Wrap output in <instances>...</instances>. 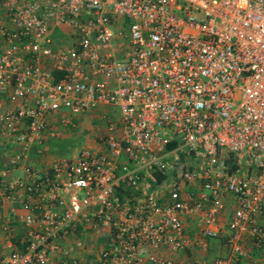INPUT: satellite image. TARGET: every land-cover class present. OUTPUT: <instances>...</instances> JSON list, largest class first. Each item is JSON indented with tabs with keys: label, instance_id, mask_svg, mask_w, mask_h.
I'll return each mask as SVG.
<instances>
[{
	"label": "built area",
	"instance_id": "built-area-1",
	"mask_svg": "<svg viewBox=\"0 0 264 264\" xmlns=\"http://www.w3.org/2000/svg\"><path fill=\"white\" fill-rule=\"evenodd\" d=\"M98 109L101 148L32 167ZM0 142V264H264V0H0Z\"/></svg>",
	"mask_w": 264,
	"mask_h": 264
},
{
	"label": "rangeland",
	"instance_id": "rangeland-1",
	"mask_svg": "<svg viewBox=\"0 0 264 264\" xmlns=\"http://www.w3.org/2000/svg\"><path fill=\"white\" fill-rule=\"evenodd\" d=\"M50 37L54 42V45H64L69 43V37H67L61 30L54 29L50 33ZM86 114L89 113H79L74 117V124L72 126H61V129L57 135H54L47 143L45 152L51 158H61L70 157L75 154L76 151L84 145H89L91 143L89 138V130L102 129L103 119L93 118L88 119ZM88 126H90L88 128ZM88 130V131H87ZM94 131H92L93 133ZM50 158V159H51ZM230 209V205L227 204L225 212L227 213ZM188 223V235L191 234L193 230L194 221L192 219H186ZM228 253V246L225 244L221 236L216 238H211L208 241V247L204 251H198L196 254L202 258L210 259L212 256L216 255H226ZM188 254V253H187ZM176 259L180 258V253H175Z\"/></svg>",
	"mask_w": 264,
	"mask_h": 264
},
{
	"label": "crops",
	"instance_id": "crops-1",
	"mask_svg": "<svg viewBox=\"0 0 264 264\" xmlns=\"http://www.w3.org/2000/svg\"><path fill=\"white\" fill-rule=\"evenodd\" d=\"M1 102H2V104L4 102H6V98L3 97L2 100H1ZM87 113H89V114H86V116H88L87 117L88 119H93L94 117L95 118H101V116H100V110L99 109L98 110H95V111L93 110V111H90V112H87ZM56 115L57 114H51V115H49L51 121H53L52 122V125L50 127H51V130L56 131V134L55 135H57L60 131H62L61 129L59 130V127H61V126H65V127L66 126H69L67 124L62 125V124L56 123V121H55V118H56L55 116ZM89 127L90 126H88V128ZM102 129H103V125H102ZM100 130H101V127H100L99 130H96V127L93 130H91V129L89 130V135L90 136H89L88 140H90L91 143L89 145H87V146H90V147L95 148V149L101 148V145L97 144L96 141H95V135ZM92 131H94V132L92 133ZM43 134H44L43 140L45 141V144L47 146L48 141L54 135L53 136L52 135H49L46 130L44 131ZM37 146L38 145L32 147L33 149L31 151V154H30V157H29L28 160H29V162H30V164L32 165L33 168H35V169H37L39 171H43V170L47 169L50 161L53 158L49 157L45 151H38V147ZM6 147H7L6 144H3L2 142H0V159L2 157V152L4 151V149ZM1 165H2V163H1ZM9 173L12 176L13 175H21L22 174V171H21L20 168H13V169H11L9 171ZM226 207L219 214V219L221 220V222L222 221L224 222L227 219V217L229 216L230 212H231V207H230L229 211L226 213L225 212ZM258 221H259L260 225L264 228V212L259 215ZM184 226H185V233L188 234V231H189L188 228H187L188 227V223H186V221L184 222ZM209 239H211V238H209ZM209 239L207 240V246H206V248L205 249H200L198 251H204V250L207 249ZM221 239L224 240V238L222 236H221ZM239 244H240L242 250L245 252V255L244 256H239L236 259L235 264H262L263 257L261 255L260 251L253 245L252 241L248 237H242L239 240ZM86 252L87 251L85 249H77V253L80 256H82V257L88 256ZM228 252H229V248H228ZM214 256H212V257H214ZM218 256H222V255H218ZM198 258H202V257H200L199 254H198ZM203 259L207 260V258H203Z\"/></svg>",
	"mask_w": 264,
	"mask_h": 264
},
{
	"label": "trees",
	"instance_id": "trees-1",
	"mask_svg": "<svg viewBox=\"0 0 264 264\" xmlns=\"http://www.w3.org/2000/svg\"><path fill=\"white\" fill-rule=\"evenodd\" d=\"M154 174H155L156 178L160 177V175H159V174H157V173H154Z\"/></svg>",
	"mask_w": 264,
	"mask_h": 264
}]
</instances>
